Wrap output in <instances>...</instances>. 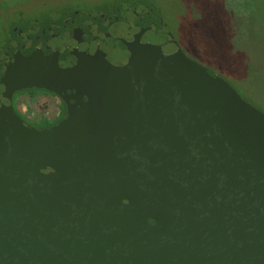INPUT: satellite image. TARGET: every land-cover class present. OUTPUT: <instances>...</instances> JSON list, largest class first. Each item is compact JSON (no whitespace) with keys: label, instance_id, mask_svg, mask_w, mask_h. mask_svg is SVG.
<instances>
[{"label":"water","instance_id":"1","mask_svg":"<svg viewBox=\"0 0 264 264\" xmlns=\"http://www.w3.org/2000/svg\"><path fill=\"white\" fill-rule=\"evenodd\" d=\"M160 12L0 60V264H264V112ZM24 88L56 93L64 118L24 122Z\"/></svg>","mask_w":264,"mask_h":264},{"label":"rangeland","instance_id":"2","mask_svg":"<svg viewBox=\"0 0 264 264\" xmlns=\"http://www.w3.org/2000/svg\"><path fill=\"white\" fill-rule=\"evenodd\" d=\"M103 1L114 0H91L90 5H98L103 3ZM139 2H141V0H139ZM150 2L151 4L155 3L162 12H160V14L164 22L167 23L183 49V52L189 58L216 71L233 87L235 86L237 88L227 74L212 68L207 59L203 56L204 50L200 47L201 43H206L211 48H215L212 52L214 53L218 52L219 49L222 50L225 44H229L225 43V41L221 42L222 39L219 38L221 37L219 36L220 32H217L218 30L213 27L215 22L223 21L224 19L223 13L225 11L216 9L218 0H151ZM43 3L44 1L41 0H19L12 3L9 7L11 11L7 10L4 12L5 16L1 18L3 22L1 21L0 25V43L6 41L5 37L9 31V23L13 18H17L19 15L28 17L38 16V14L47 12L49 9L56 7V4L51 5L47 3L43 5ZM187 3L190 5L187 6ZM253 3L254 10L244 28H242L240 32H236L234 29L230 30L232 34H228L231 35V44L229 45L234 48L232 51L234 54L233 57L232 55H228L225 59H229L230 61H228V63H232L246 71L245 76L249 81L246 79L243 80L245 82L247 81L246 84H250L255 89L256 98L260 103L245 95L240 88L236 90L246 101L264 112V0H253ZM85 5L87 4L81 2L79 4L76 3L75 6ZM190 9L195 13V16H191L192 18L188 16ZM182 10L186 11L187 14L184 13V18L186 20L183 19L184 22L180 23L179 18H176L173 14L175 12L178 14V12ZM250 80H253L254 83H251ZM27 93L32 94L31 92ZM40 93L42 94L43 91L36 90L32 95L37 97ZM35 108L37 109V105H35Z\"/></svg>","mask_w":264,"mask_h":264},{"label":"flooded vegetation","instance_id":"3","mask_svg":"<svg viewBox=\"0 0 264 264\" xmlns=\"http://www.w3.org/2000/svg\"><path fill=\"white\" fill-rule=\"evenodd\" d=\"M41 1H44L43 5L47 3L56 4V7L38 14V16L19 15L17 18H13L9 23V31L5 37L6 41L0 43V60L15 53L23 52L27 48L43 46L45 41L56 39L62 31L67 32L84 21L97 20L96 18L101 15H124L135 11V14H140L159 9L155 3L150 4L148 0H141V2L139 0H130L131 2L129 0L103 1L98 5H90L91 0ZM81 2L87 5L75 6L76 3ZM8 10L11 11V9ZM36 90L43 91V93L35 97L32 94ZM12 104L18 116L24 122L36 128L53 126L60 122L66 113V104L60 96L43 88L16 90L12 96ZM35 105H37V109Z\"/></svg>","mask_w":264,"mask_h":264},{"label":"trees","instance_id":"4","mask_svg":"<svg viewBox=\"0 0 264 264\" xmlns=\"http://www.w3.org/2000/svg\"><path fill=\"white\" fill-rule=\"evenodd\" d=\"M17 1L19 0H0V22L2 20L1 18L5 15L4 12L9 9L12 3H15ZM253 4V0H218L216 9L219 11H225L223 13L224 19L223 21L215 22V25H213V27L218 30L217 32H220L219 36L221 37L219 38L222 39V41L220 40L221 42L225 41V43L231 44V35H228L232 34L230 30L234 29V31L240 32V30L244 28L254 10ZM189 5L190 4L187 3V6ZM184 13H186V11L182 10L181 12H178V14H176L175 12L173 15H175L176 18H179L180 23H183V19L186 20L184 18ZM188 16L189 18H192L191 16H195V13L190 9ZM229 44H225L222 50L219 49L218 52L214 53L212 52L215 50V48H211L206 43H201L200 47L204 50L203 56L207 59L212 68H215L216 70L227 74L230 77L231 81L237 86V88L234 86L235 89L240 88V90L245 93V95L260 103L256 98L257 95L255 89L250 84V86L247 85V81H244L245 79L249 81V79L245 76L246 71L232 63H228V61L230 60L225 59L226 56L232 55L233 57L234 54L232 52L234 48L230 47ZM250 82L254 83L253 80H250Z\"/></svg>","mask_w":264,"mask_h":264}]
</instances>
